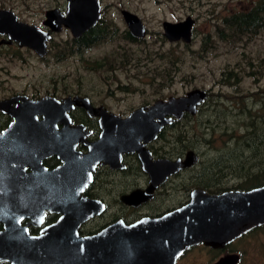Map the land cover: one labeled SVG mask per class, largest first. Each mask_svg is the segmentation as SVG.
<instances>
[{
  "label": "rangeland",
  "instance_id": "374dc122",
  "mask_svg": "<svg viewBox=\"0 0 264 264\" xmlns=\"http://www.w3.org/2000/svg\"><path fill=\"white\" fill-rule=\"evenodd\" d=\"M98 1L104 31L97 39H74L62 27L52 33L44 61L39 63L34 54L20 49L12 55L25 61L0 63V73L29 74L33 79L66 76L68 85L80 77L92 100L101 98L100 90L113 89L114 95L105 103L115 104L120 111L192 88L203 89L205 99L194 114L182 117L185 127L180 135L171 128L163 137L167 151L175 146L183 153V145L189 144L197 158L193 174L183 172L171 183L175 189L165 198V207L178 203V194L180 200L185 198L188 183L198 182L207 191L245 189L264 176V0ZM249 1L261 8L259 25L232 15ZM64 5L65 0H0V8L39 26L46 9L63 10ZM121 10L139 17L144 26L141 38L131 36ZM186 16L192 19L188 41L167 40L162 22ZM11 83L21 86L17 80ZM119 89L127 91L120 94ZM230 252L239 255L237 264H264V226L224 249L192 246L177 264H212Z\"/></svg>",
  "mask_w": 264,
  "mask_h": 264
},
{
  "label": "flooded vegetation",
  "instance_id": "af4514ba",
  "mask_svg": "<svg viewBox=\"0 0 264 264\" xmlns=\"http://www.w3.org/2000/svg\"><path fill=\"white\" fill-rule=\"evenodd\" d=\"M44 29L49 38L41 54L0 35V63H23L19 59L25 58L12 55L20 49L34 54L39 63L44 61L52 33H55ZM84 33L72 38L80 39ZM4 54L10 55L9 58L4 59ZM28 75L12 74L9 77L6 72L0 73V264L15 261L16 254L21 252L20 240L27 237L45 235L63 243L68 235L70 211L78 221L77 235L88 236L111 224L128 225L143 217L160 216L187 202L192 189L201 188L198 182L188 183L185 198L180 200L178 194V203L165 207V198H170L171 190L175 189L171 183L183 172L193 174L197 160L193 165L167 175L158 169L161 181L151 178L145 167L144 151L151 161L184 158L190 145H183V153L175 146H170L167 151L163 137L171 128L180 135L181 127H185L181 119L188 113L184 112L177 119L170 116L172 120L154 138L140 141L138 149L133 150L127 143H117L113 138L112 144L97 148L111 152L109 155L89 160L91 146L100 140L103 127L109 123L105 121L109 113L124 118L150 103L115 110V104L105 103L114 95L111 88L100 90L101 98L92 100L83 89L80 77L73 79V85H68L66 76L53 78L46 75L33 79ZM11 80L19 81L21 86H13ZM124 91L127 90L119 89L117 93ZM109 124L115 126L117 122ZM182 141L185 143L184 136ZM186 141L190 143L189 138ZM192 174L189 181L193 180Z\"/></svg>",
  "mask_w": 264,
  "mask_h": 264
},
{
  "label": "water",
  "instance_id": "95a60500",
  "mask_svg": "<svg viewBox=\"0 0 264 264\" xmlns=\"http://www.w3.org/2000/svg\"><path fill=\"white\" fill-rule=\"evenodd\" d=\"M121 15L132 37L141 38L144 26L139 17L128 10H121ZM99 19L98 0H65L63 10L52 7L44 11L41 26L19 20L11 9L0 8V35H6L19 45L29 46L41 54L49 38L44 28L51 32L67 28L72 37H78L95 26ZM191 24L189 16L174 22L163 21V35L169 41L180 39L187 42ZM204 98L203 89L192 88L184 94L157 98L124 118L109 113L105 121H116L117 124L108 123L103 127L100 140L91 146L87 158L93 160L95 157L96 160L109 155L111 152L97 148L112 144L113 138L117 143H127L133 150L138 149L140 141L154 138L172 120L170 116L177 119L184 112L194 114ZM144 153L145 167L151 178L158 181H161L158 169L167 175L189 167L197 160L191 150L183 159L175 160L164 158L151 161L148 153ZM72 215L70 211L68 235L63 243L50 240L45 235L27 237L20 240L21 252L16 254L11 264H175L177 258L191 246L202 244L220 249L252 228L263 225L264 183L216 193L195 187L190 191L187 202L160 216L143 217L128 225L111 224L88 236L77 235L78 221ZM238 259L236 253H226L212 264H237Z\"/></svg>",
  "mask_w": 264,
  "mask_h": 264
},
{
  "label": "trees",
  "instance_id": "16d2710c",
  "mask_svg": "<svg viewBox=\"0 0 264 264\" xmlns=\"http://www.w3.org/2000/svg\"><path fill=\"white\" fill-rule=\"evenodd\" d=\"M260 10H261V8L258 6V4L256 2L249 1L248 3H245V5L242 8H239V10L233 11L232 15L236 16L242 22L257 25L259 23L258 20L260 19V17H259ZM99 23H100V21H98V23L95 26H93L92 28L87 30L84 33L85 35L82 38H84L86 41H89V42L94 40V39H97V36H100V34L104 31V26H100ZM82 38H80V39H82ZM80 39H77V40H80ZM259 176L260 177L257 180V182H255L252 186H257L259 184L264 183V176L263 175H259ZM252 186H250V187H252ZM235 189H240V188H235ZM221 190H224V189H215V190H210L208 192L216 193V192H219Z\"/></svg>",
  "mask_w": 264,
  "mask_h": 264
},
{
  "label": "bare ground",
  "instance_id": "6f19581e",
  "mask_svg": "<svg viewBox=\"0 0 264 264\" xmlns=\"http://www.w3.org/2000/svg\"><path fill=\"white\" fill-rule=\"evenodd\" d=\"M238 263V262H237Z\"/></svg>",
  "mask_w": 264,
  "mask_h": 264
}]
</instances>
